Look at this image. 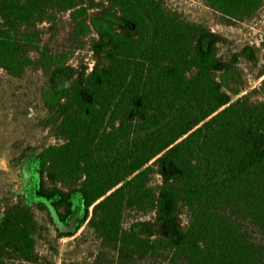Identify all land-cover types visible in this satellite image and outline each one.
Masks as SVG:
<instances>
[{
  "label": "trees",
  "instance_id": "16d2710c",
  "mask_svg": "<svg viewBox=\"0 0 264 264\" xmlns=\"http://www.w3.org/2000/svg\"><path fill=\"white\" fill-rule=\"evenodd\" d=\"M205 1L229 20L259 3ZM64 14L66 43L96 32L97 63L75 77L38 43L41 26L55 28ZM217 42L161 0H0V78L31 66L47 76L37 94L58 142L36 155V197L61 222L77 197L82 218L91 208L89 226L125 262L165 255L170 264H264V101L229 104L215 77L225 68ZM5 100L0 93V109ZM21 108L0 116V128L20 121ZM129 210L152 212L161 231L124 228ZM33 228L28 213L12 210L0 223V251L32 262Z\"/></svg>",
  "mask_w": 264,
  "mask_h": 264
},
{
  "label": "rangeland",
  "instance_id": "374dc122",
  "mask_svg": "<svg viewBox=\"0 0 264 264\" xmlns=\"http://www.w3.org/2000/svg\"><path fill=\"white\" fill-rule=\"evenodd\" d=\"M161 1L165 10L174 17L218 37L215 53L225 68L216 72L215 77L229 104L242 96L247 97L248 104L264 101V0H258L256 10L239 20L223 17L205 0ZM69 25V15L64 14L55 28L50 30L48 25L41 26L38 43L46 45L53 56L59 55V63L71 67L75 77L83 67L90 72L97 63L96 54L90 50L91 39L95 38L96 32L94 27H90V31H83V37L72 44L66 43L64 37ZM119 25L113 20V28ZM40 71L31 66L20 78H0V93L9 99L4 101L6 109H0L1 119L2 116L9 118L14 110L20 108L21 111V107L25 110L20 121L0 128V223L12 210L16 213L24 211L34 221L32 262L0 251V264H170L165 255L143 260L133 258L127 260L129 262L122 260L89 226L91 208L88 218H82L77 197L72 199L71 214L63 222L57 213L49 211L48 203L36 197L39 182L36 155L46 146L58 142L50 136L48 107L38 99L37 92L44 90L47 82L45 72ZM66 77L71 79V75L66 74ZM13 99L17 104L10 102ZM26 99L30 102L25 109ZM27 146L34 150L20 157ZM160 182L158 176L152 180V184ZM186 220L187 210L180 207L178 221L185 225ZM123 227H134L145 237H153L161 231L152 212L135 210L125 213ZM248 233L252 241L257 240L255 233Z\"/></svg>",
  "mask_w": 264,
  "mask_h": 264
}]
</instances>
